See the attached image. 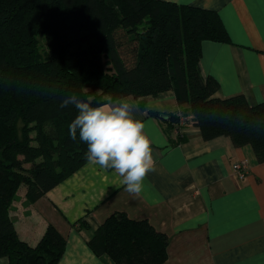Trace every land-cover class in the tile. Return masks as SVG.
<instances>
[{
  "label": "trees",
  "instance_id": "1",
  "mask_svg": "<svg viewBox=\"0 0 264 264\" xmlns=\"http://www.w3.org/2000/svg\"><path fill=\"white\" fill-rule=\"evenodd\" d=\"M204 40L231 41L218 11L196 5L0 0V257L8 264H58L64 254L67 239L54 224L32 246L10 211L22 186L36 201L88 162L79 132L73 140L68 131L76 109L60 107L73 92L95 104L173 90L179 110L151 114L170 134L177 129L175 143L192 120L205 140L229 136L236 146L250 144L264 163V102L216 95L218 81L200 68ZM169 241L147 218L115 211L89 246L118 264H163Z\"/></svg>",
  "mask_w": 264,
  "mask_h": 264
},
{
  "label": "crops",
  "instance_id": "2",
  "mask_svg": "<svg viewBox=\"0 0 264 264\" xmlns=\"http://www.w3.org/2000/svg\"><path fill=\"white\" fill-rule=\"evenodd\" d=\"M166 1L218 11L231 41L202 42L203 76L218 81L221 98L244 94L251 104L264 102V0ZM124 98L151 141L153 169L141 191L128 192L114 169L89 161L36 201L22 186L10 211L20 238L35 246L52 223L67 239L58 264H118L89 241L107 216L126 211L168 233L163 264H264V163L252 145L236 146L229 136L205 140L192 120L175 143L177 129L170 134L151 114L179 110L173 90L108 102ZM242 160L250 167L244 179L233 170Z\"/></svg>",
  "mask_w": 264,
  "mask_h": 264
},
{
  "label": "clouds",
  "instance_id": "3",
  "mask_svg": "<svg viewBox=\"0 0 264 264\" xmlns=\"http://www.w3.org/2000/svg\"><path fill=\"white\" fill-rule=\"evenodd\" d=\"M73 106L74 119L68 125L71 139L86 143L89 162L114 169L130 193L141 191L142 182L153 169L151 141L144 123L135 119L127 98L95 104L73 92L62 98L60 107Z\"/></svg>",
  "mask_w": 264,
  "mask_h": 264
},
{
  "label": "built area",
  "instance_id": "4",
  "mask_svg": "<svg viewBox=\"0 0 264 264\" xmlns=\"http://www.w3.org/2000/svg\"><path fill=\"white\" fill-rule=\"evenodd\" d=\"M182 122L184 123L185 122V117L182 116ZM249 164L246 160H242V161H239V162H235L233 164V170L238 174V176L242 179L245 178V176L248 174L249 172Z\"/></svg>",
  "mask_w": 264,
  "mask_h": 264
},
{
  "label": "rangeland",
  "instance_id": "5",
  "mask_svg": "<svg viewBox=\"0 0 264 264\" xmlns=\"http://www.w3.org/2000/svg\"><path fill=\"white\" fill-rule=\"evenodd\" d=\"M40 39H41V40H42V42H43V38H41V37H40Z\"/></svg>",
  "mask_w": 264,
  "mask_h": 264
}]
</instances>
